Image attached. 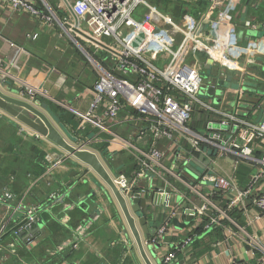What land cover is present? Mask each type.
<instances>
[{
	"label": "built area",
	"instance_id": "1",
	"mask_svg": "<svg viewBox=\"0 0 264 264\" xmlns=\"http://www.w3.org/2000/svg\"><path fill=\"white\" fill-rule=\"evenodd\" d=\"M67 1L76 26L58 20L48 8V14L34 9L27 0H0V5L27 10L48 24L57 22L95 68L87 111L72 110L73 147L94 154L102 165L101 154L108 161L119 154L130 160V172L103 167L127 204L135 195L146 199L157 223L145 244L161 249L159 264H179V256L188 259L193 241L214 233L220 238L211 251L190 264H264V118L251 121L245 109L238 113L240 97L247 91L244 78L238 77V87L230 91L238 98L237 109L225 110V73L219 69L210 76L216 78L214 85L200 73L203 58L208 66L238 70L229 59L237 52L245 54L248 65L264 66L257 55H264L263 47H250L249 41L238 45L229 21L233 0H208L199 20L185 18L179 24L147 0ZM213 12L219 14L216 21L210 20ZM138 13L145 15L143 20L136 18ZM250 29L263 31L264 25L252 24ZM250 39L256 45L262 40ZM203 86L213 89L207 100L200 98ZM24 94L23 100L36 105V95H45L34 88ZM198 118L201 124L196 126ZM96 146H104L102 153ZM240 167L247 170L243 184L237 176ZM13 201L8 189L0 190L1 206L8 209ZM18 208L24 212L18 229L23 232L37 223V209ZM167 236L178 242L166 245Z\"/></svg>",
	"mask_w": 264,
	"mask_h": 264
},
{
	"label": "crops",
	"instance_id": "2",
	"mask_svg": "<svg viewBox=\"0 0 264 264\" xmlns=\"http://www.w3.org/2000/svg\"><path fill=\"white\" fill-rule=\"evenodd\" d=\"M27 1L38 10L41 3L60 21H73L66 8L61 6V0H49L55 5L58 13L52 10L45 0L43 1L47 6L42 0ZM182 1L186 4L185 7L194 3L193 6L197 8L193 10L195 14H182L180 20L190 18L197 21L208 6V0ZM244 3L245 0H233L229 11V21L236 29L238 45H245V42L249 41L250 47H263L264 50L263 38H258L262 39L258 45L253 44V40H248L250 26L254 24L261 28L264 21H260L258 15L243 19ZM218 15L213 12L209 15L210 20L216 21ZM208 25L207 23L206 27ZM66 31L57 22L48 24L38 20L27 10H12L8 6L0 5V78L5 79V87L10 94L15 92L21 99L20 92H25L28 88L39 90L45 93L38 94L35 98L40 111L50 118L46 109L49 110L47 104L51 103L58 106L63 113L71 114L75 122L72 110L87 111L97 74L93 66H85L84 56L68 38L70 34ZM258 32L260 30L256 31ZM257 55L264 59L263 54ZM229 59L241 70H229L223 66L219 68L217 65L208 66L207 59L203 58L200 61V73L214 77L217 71L222 69L230 81L238 82L240 76L244 78L246 93L238 102L235 92H230L231 88L225 87L227 97L222 108H236L238 102L239 110L245 109L247 119L259 121L264 118V66L248 65L243 52L233 53ZM226 84L227 81L223 83L224 86ZM256 91L260 92V95ZM253 92L256 94L253 95ZM230 101L234 102L232 107L228 105ZM63 124L69 126L67 123ZM200 124L201 119H196L195 125ZM98 147L95 149L98 150ZM63 159L65 161L59 166H52L53 162ZM111 162L113 166L110 169L114 172L131 171L130 160L123 154H119ZM78 166V162L65 152L43 138H37L34 132L0 112V189H8L14 196L10 208L6 209L0 205V264H42L45 258L54 255L62 260L67 251H70L69 258L62 260L63 263L60 264L115 263L120 249L111 248V242L119 240L120 245V235L132 240L133 237L119 206L109 196L107 189L103 190L94 185L87 174H83L85 168L79 170ZM246 171L244 167H240L237 172L240 184L246 181ZM57 197L62 198V201L53 203ZM19 204L24 208L35 207L37 211L41 208L38 212L39 218L41 214L42 219L31 226V229L37 227L38 231L30 234L28 231L31 229H28L23 231L24 236L21 232L20 238H16L11 231L21 225L24 215L18 208ZM118 218L122 224L118 222ZM156 223L148 214L147 227L152 229ZM173 224L181 227L177 222ZM138 231L140 233L139 227ZM212 235H219L220 238V234L214 233L195 239L189 258L179 256L177 262L190 264L189 261L193 258L200 259L208 254L213 243L217 241L212 239ZM174 238L167 236L166 245L177 243L178 239ZM144 247L150 261L159 264L158 255L161 249L146 244ZM242 251L238 248L237 254ZM136 253L138 254V251ZM131 254L125 264H135V260L138 264H143L139 254L137 257L133 252Z\"/></svg>",
	"mask_w": 264,
	"mask_h": 264
},
{
	"label": "water",
	"instance_id": "3",
	"mask_svg": "<svg viewBox=\"0 0 264 264\" xmlns=\"http://www.w3.org/2000/svg\"><path fill=\"white\" fill-rule=\"evenodd\" d=\"M45 4V2L42 0ZM63 5L65 6L67 12L71 16L74 21V25H77V18L73 14L71 7L67 0H61ZM45 6H47L45 4ZM249 37H257L264 39V30L258 33H250ZM184 51H182L179 60L181 59ZM177 62V63H178ZM176 63V64H177ZM4 78H0V112L10 117L12 120L17 122L19 125L26 127L31 130L39 137L44 140L50 142L63 152H65L69 157L75 159L79 163L83 164L86 167L84 173H87L88 169L93 171L98 178L103 181V183L107 186L108 190H110L114 200L116 201L121 214L129 228V231L133 237L135 246L137 248L139 257L143 264H153L147 256L144 244L149 242V236L153 233L152 229L147 227V215L150 214V210L146 205V199H140L138 195H135L133 199L126 203L124 198L120 195L118 190L113 185L110 180L107 172L105 171L103 165L98 160V158L87 151H80L74 148L72 145L68 144L65 139L61 136L56 127L51 123L49 118L40 111L36 106L31 103L19 98L16 96L15 92H9L7 87H5ZM214 85L216 82V78H209L208 82ZM202 88L204 90L202 91ZM201 88L200 94L203 95L205 90H207V97L212 96V88H206L203 86ZM134 216H133V215ZM137 221V222H136ZM140 229V233L138 231V227ZM38 231V228H34L28 231V233L32 234ZM24 236V232L21 234Z\"/></svg>",
	"mask_w": 264,
	"mask_h": 264
},
{
	"label": "rangeland",
	"instance_id": "4",
	"mask_svg": "<svg viewBox=\"0 0 264 264\" xmlns=\"http://www.w3.org/2000/svg\"><path fill=\"white\" fill-rule=\"evenodd\" d=\"M173 1H175V0H173ZM147 3L150 6L154 7L159 13H161L164 16L169 17L174 23H177V24H179L182 21V20H180L181 19L180 16L182 14H195L196 12L193 11V10L197 8V6H193L194 3L193 4L190 3L191 5L186 6V7L183 6V5H177V4H174L172 2H166V1H163V0H147ZM164 6L166 7L165 10H163L164 9ZM167 11H169V12H167ZM260 11H264V0H249V1H245L244 6L242 8V18L245 19V18H248L250 15H258V12H260ZM142 13L144 14L145 11L142 10ZM144 17H145V15L143 16L140 13H138L136 15V18L138 20H143ZM163 31H164V35L169 39L168 32H166L165 30H163ZM254 32L255 31H252L251 30L250 33H254ZM64 36L67 37L65 34H64ZM68 38H69V35H68ZM84 58H83V61H84L85 66H87L88 68H91L92 64H90L88 61H85L86 58L85 59ZM225 87H227V88L229 87L231 89H236L238 87V84H237V82H234V81H230L229 80V82H227V84L225 85ZM203 90H204V88H202V91ZM219 90H220V88L215 93V96H217V97L220 95L219 94ZM20 93H22L21 96L24 95L26 97V95L24 94V91H22ZM206 96H207V92H205V95H200V98H203V100H207V97ZM17 97H19V96H17ZM233 103H234L233 101H230V102H228V105L230 107H232L233 106ZM213 104H215V98L213 100ZM32 105H34V106L37 107L36 104H32ZM38 107L40 108V106H38ZM43 107L46 108L45 106H43ZM46 112L50 116L49 120L51 119L50 120L51 123L56 127V129L59 131V133L61 134V136L65 139V141L68 144H70V145L73 146L76 143L75 142L76 141L75 140V137L73 136V133H72V130L74 128H71L70 126H66L63 123H60L59 122L58 115H53L52 113L49 112V110L47 111V109H46ZM238 113L239 114H242L243 113V110H238ZM101 153H102V151H101ZM101 160L103 161V165H105V167L110 168V167L113 166V163L111 161H108V159L107 160L104 159V154H101ZM87 177L97 187L102 188L103 190H106L107 189V191L109 193V196L114 200V198H113L110 190H108V188H107L106 185L102 186L103 184H101V182L99 181V178L97 177V175L94 172H92V171L87 172ZM83 182L85 183V181H83ZM61 201H62V198H59L55 202L56 203H60ZM118 222L120 224H122L120 218H118ZM149 222H150V219H149ZM115 232H117V231H115ZM119 237L122 239L123 236L120 235ZM124 239L126 240V244L125 243H122V244L120 243V245H119V242H118L119 240H116V241H112L111 242V248H118V249H120V253H121V255H120L121 256V258H120V264H125V262H127V258H129V256L130 257L132 256V254H131L132 252H133V254H134L135 257L138 256V254L136 253L137 252V248H136V246H135L134 241L132 240V238H130V237L129 238H126L125 237ZM212 239L213 240H218L219 239V235H212ZM125 245H126V250L124 249V246ZM135 264H138L136 260H135Z\"/></svg>",
	"mask_w": 264,
	"mask_h": 264
},
{
	"label": "trees",
	"instance_id": "5",
	"mask_svg": "<svg viewBox=\"0 0 264 264\" xmlns=\"http://www.w3.org/2000/svg\"><path fill=\"white\" fill-rule=\"evenodd\" d=\"M45 1L47 2L48 6L52 10H54V11H56L58 13V11H57V9H56V7H55V5L53 3H51L49 0H45ZM163 1L172 2V3L177 4V5H183V6L186 5L182 0H175V1H173V0H163ZM245 1H249V0H245ZM39 7H40L41 11H43L44 13H47V10L44 8V6L41 3H39ZM165 9H166V7L164 6L163 10H165ZM167 12H169V11H167ZM258 19L260 21H264V11L258 12ZM47 105H48V109H49L50 113H52L53 115H58L60 123H67V125H69L71 128H75L76 123L74 122L73 117H72L71 114H69L67 112L63 113V111L60 110L58 106H55V105H53L51 103H48ZM103 147L104 146H99L98 150H103ZM2 189L3 188H1L0 190H2ZM40 210H41V208L38 209V211H40ZM38 211H37L38 220H40V218L42 219V217H41V214H40V218H39V212ZM18 229H19V227L16 228L13 232L11 231V233H13V234L16 232V235L14 234L16 236V238H20V233L21 232H19ZM67 252L68 253L66 255H63V253H62L61 256H60V257H62V255H63V258H62L63 261H66L69 258L68 256L70 255V251H67ZM23 254H24V252H23ZM120 255H121V253H120ZM120 255H118V257H117V259H116L114 264H120V258H121ZM62 260H60L59 258H57L56 255H54V256L48 257L47 259L45 258V261L42 264H60L62 262Z\"/></svg>",
	"mask_w": 264,
	"mask_h": 264
}]
</instances>
